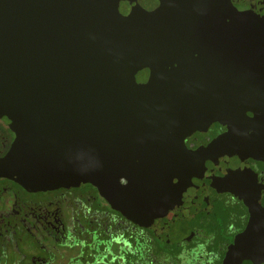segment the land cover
Here are the masks:
<instances>
[{
  "label": "water",
  "instance_id": "1",
  "mask_svg": "<svg viewBox=\"0 0 264 264\" xmlns=\"http://www.w3.org/2000/svg\"><path fill=\"white\" fill-rule=\"evenodd\" d=\"M0 119L16 135L0 178L91 184L157 237L228 193L250 218L223 264H264L249 161L264 163V17L231 0H0Z\"/></svg>",
  "mask_w": 264,
  "mask_h": 264
},
{
  "label": "flooded vegetation",
  "instance_id": "2",
  "mask_svg": "<svg viewBox=\"0 0 264 264\" xmlns=\"http://www.w3.org/2000/svg\"><path fill=\"white\" fill-rule=\"evenodd\" d=\"M231 2L240 12L264 17V0ZM226 131L215 123L207 133L196 132L188 137L186 145L197 149ZM15 138L10 126L0 119V158L9 152ZM249 161L264 184V163ZM227 196L243 208L229 215L235 222L223 224V213L230 212L229 206L222 204ZM210 200V210H203L191 221L175 222L167 235L157 237L114 210L91 184L31 191L1 177L0 264H127L131 238L137 236L141 251L146 247L147 233L157 242L170 245L179 254L181 264H223L229 247L247 227L250 212L228 193L220 195L211 189ZM261 204L264 206V198ZM199 215L221 223L220 232L205 233L210 223H202L195 230L192 222ZM115 257H122V261L115 262Z\"/></svg>",
  "mask_w": 264,
  "mask_h": 264
},
{
  "label": "trees",
  "instance_id": "3",
  "mask_svg": "<svg viewBox=\"0 0 264 264\" xmlns=\"http://www.w3.org/2000/svg\"><path fill=\"white\" fill-rule=\"evenodd\" d=\"M223 205H227L226 203H222ZM230 209V207H229ZM230 212L226 210L223 213V224L230 223L229 215ZM209 230L205 231V233H219L221 229V223L212 222ZM115 262L122 261V257L114 259ZM125 261H127L125 259ZM126 264V263H125ZM127 264H181L179 259V254L175 252V250L168 244H162L157 242L151 233H147L146 237V247L145 249H139V241L137 236L131 238V247H130V255Z\"/></svg>",
  "mask_w": 264,
  "mask_h": 264
},
{
  "label": "rangeland",
  "instance_id": "4",
  "mask_svg": "<svg viewBox=\"0 0 264 264\" xmlns=\"http://www.w3.org/2000/svg\"><path fill=\"white\" fill-rule=\"evenodd\" d=\"M224 201L227 203V205L230 207L231 209V213H238L239 211L242 210V205L239 204L237 201H235L234 199H232L231 197H225ZM240 209V210H239ZM233 215V214H232ZM232 218V217H231ZM229 221H231V219H229ZM231 221V222H235ZM213 219H210L204 215H199L198 217H196V219H194V221L192 222V224L195 227V230L198 229V227H200V224L202 223H212ZM237 223H235L236 225ZM176 228H178V225H175ZM197 232V231H196Z\"/></svg>",
  "mask_w": 264,
  "mask_h": 264
}]
</instances>
